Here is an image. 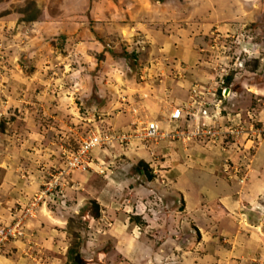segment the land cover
<instances>
[{
  "label": "rangeland",
  "instance_id": "rangeland-1",
  "mask_svg": "<svg viewBox=\"0 0 264 264\" xmlns=\"http://www.w3.org/2000/svg\"><path fill=\"white\" fill-rule=\"evenodd\" d=\"M6 230L0 264H264V0H0Z\"/></svg>",
  "mask_w": 264,
  "mask_h": 264
},
{
  "label": "built area",
  "instance_id": "built-area-1",
  "mask_svg": "<svg viewBox=\"0 0 264 264\" xmlns=\"http://www.w3.org/2000/svg\"><path fill=\"white\" fill-rule=\"evenodd\" d=\"M182 109L181 108H177L175 107L170 115H169V119L172 121H178L179 119L182 118L183 114H182ZM144 137H148V138H158V137H162V134L160 132V128L158 125V122L156 121H152L149 122L144 128ZM203 131H200L199 128H197L196 130H194L193 132H187L185 133L187 136L188 135H198V133H202ZM192 133V134H191ZM204 133V132H203ZM207 134L210 136H215V134H217V132L213 131V130H208ZM218 136V135H217ZM142 137V136H141ZM102 142L100 137L97 136H93L92 138H90L88 141L85 142V146L83 147V150L85 149H89L91 147H94L96 145H99ZM4 230V229H3ZM3 232V231H2ZM7 234H10L9 231H5L2 233V235H0V242L2 241V239H6L7 238Z\"/></svg>",
  "mask_w": 264,
  "mask_h": 264
},
{
  "label": "crops",
  "instance_id": "crops-1",
  "mask_svg": "<svg viewBox=\"0 0 264 264\" xmlns=\"http://www.w3.org/2000/svg\"><path fill=\"white\" fill-rule=\"evenodd\" d=\"M145 68H147L148 70H151V68L149 67V66H147L146 65V67ZM145 72V71H144ZM257 163H259V161H256V163L255 164H257ZM258 165V164H257ZM260 176V173L259 172H257V175H255V177H259Z\"/></svg>",
  "mask_w": 264,
  "mask_h": 264
},
{
  "label": "bare ground",
  "instance_id": "bare-ground-1",
  "mask_svg": "<svg viewBox=\"0 0 264 264\" xmlns=\"http://www.w3.org/2000/svg\"><path fill=\"white\" fill-rule=\"evenodd\" d=\"M159 125V124H158ZM96 148H98V147H96Z\"/></svg>",
  "mask_w": 264,
  "mask_h": 264
}]
</instances>
